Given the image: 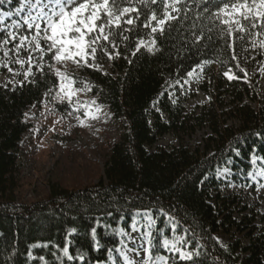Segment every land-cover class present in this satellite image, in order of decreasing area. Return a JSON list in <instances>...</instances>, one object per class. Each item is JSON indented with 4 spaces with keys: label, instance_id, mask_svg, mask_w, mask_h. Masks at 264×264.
<instances>
[{
    "label": "trees",
    "instance_id": "1",
    "mask_svg": "<svg viewBox=\"0 0 264 264\" xmlns=\"http://www.w3.org/2000/svg\"><path fill=\"white\" fill-rule=\"evenodd\" d=\"M164 2L150 6L158 16L164 12ZM216 2L181 0L178 19L167 23L163 33L143 27L141 15L132 31L124 33L127 40L116 39L114 74L84 66L72 70L71 77L88 85L95 103L125 122L108 146L96 183L72 189L56 184L41 200L17 201L16 152L33 127L27 113L59 85V79L45 70L21 86L0 85V264H120L119 232L129 231L143 212L154 218L149 240L152 260L165 256L161 241L172 228L195 251L192 260L177 264H264V231L253 225L255 216L232 217L236 197L211 194L217 188L219 168L229 167L244 178L253 156L264 159V98L257 76L247 77L239 62L252 37L237 33L243 39L229 48L233 37L222 39L220 29L225 26L214 24L204 11L206 7L215 11ZM7 6L17 7L18 0L11 4L5 0L0 11ZM201 33L203 39L197 42ZM140 40L147 44L132 55ZM205 63L201 89L209 93L213 85L211 101L199 112L187 113L181 101L173 104L163 90L167 80L181 81ZM226 72L234 78L227 79ZM202 128L209 134L201 149L182 144ZM168 133L175 134L180 144L156 147ZM232 230L245 232L248 243L233 238L223 245L217 240L218 234L230 235Z\"/></svg>",
    "mask_w": 264,
    "mask_h": 264
},
{
    "label": "rangeland",
    "instance_id": "2",
    "mask_svg": "<svg viewBox=\"0 0 264 264\" xmlns=\"http://www.w3.org/2000/svg\"><path fill=\"white\" fill-rule=\"evenodd\" d=\"M14 8L7 6L6 11ZM172 15L175 16V12ZM19 19L16 16L5 18L0 26L1 28L8 27L9 31H17L9 26L14 20ZM18 34L28 36L29 41L34 35L26 28L19 29ZM143 41L145 46L147 41ZM262 41H264V34L249 39L239 57V62L247 77L257 76L259 92L264 98V44L261 43ZM18 42L1 46L0 85L21 86L31 81L36 73L45 70L56 76V69L75 81L71 85L65 81L66 91L73 93L70 100L64 92L60 91L58 85L48 90L38 103L30 107L27 113V119L33 127L20 142L16 152L18 188L15 196L19 203L30 204L45 198L52 185L59 184L72 189L98 182L103 174L108 146L122 132L125 122L122 119L115 120L109 110L102 108L91 98L88 85L80 84L71 77L72 70L80 65L72 60L57 63L50 60L47 55L41 59L38 51H31L28 41H25L24 47L16 54L15 43ZM107 47L113 53L118 52L117 46L114 49L111 45ZM4 51L9 52L7 57L4 56ZM30 54L33 58L29 62ZM116 56L113 55L109 59L107 55L98 50L96 67L93 68L102 73L114 74L112 67ZM17 59L23 61V65L16 63ZM206 65L205 63L196 66L190 71L193 75L187 74L181 81L167 80L163 90L173 104L181 101L187 113H197L211 101L210 92H213V85L209 93H204L201 89L205 80ZM26 72L31 74L26 77ZM224 76L229 79L228 76ZM77 89L81 90L77 91ZM251 105L256 106L255 103ZM163 117L166 118L164 114ZM208 134L207 128L197 129L190 137H185L182 144L192 150L200 148ZM179 144V138L173 133H168L159 138L156 147L171 148ZM257 157L259 156H253L251 160L249 173L253 175L248 173L244 178L240 175L235 176L229 167L219 168L215 173V179L218 181L217 188H213L211 194L214 196L219 193L221 196L236 197L238 203L231 207L232 217L239 218L241 214H247L249 217L255 216L253 225L256 226L257 231L263 233L264 176L256 175V173L264 171V159ZM134 224L135 227H133ZM153 227L154 218L143 212L135 218L129 231L119 232L121 238L118 252L120 264H177L179 261L186 260L181 259V252L191 253L193 256L195 251L190 247L186 238L176 234L171 228L170 236L161 241L162 251L165 253L162 257L166 258V262L161 257L152 260L149 254V240ZM233 238L240 239L244 244L248 243L245 232L242 231L232 230L230 235L224 233L217 235V240L223 245L230 243ZM172 244H176L179 251L173 248ZM110 264L115 263L111 261Z\"/></svg>",
    "mask_w": 264,
    "mask_h": 264
},
{
    "label": "snow or ice",
    "instance_id": "3",
    "mask_svg": "<svg viewBox=\"0 0 264 264\" xmlns=\"http://www.w3.org/2000/svg\"><path fill=\"white\" fill-rule=\"evenodd\" d=\"M7 2L11 4L12 0H7ZM161 2L162 0H18V6L14 9L0 11V24L4 23L5 18L13 16L20 18L14 20L13 24L9 26L17 31H9L8 27L0 28V33H3L0 45L19 41L15 43V53L18 54L24 47L25 41H28L31 51H38L41 59L47 55L50 60L57 63L72 60L80 66L96 67L97 51L107 55L109 59L113 55L118 56V52L109 51L107 46L111 45L114 49L117 38L127 40L128 36L124 33L132 31L141 15L145 16L143 27L150 28L151 33L157 31L163 33L167 23L177 20L178 17L172 13L182 11L177 7L181 0L164 2V12L162 16H158L150 6ZM4 3L5 0H0V5ZM208 3H212V0H205V4ZM141 6L148 9V12H142ZM213 7L215 11H210L207 7L204 11L209 12V19L214 24L219 21L220 25L225 26L220 29L222 39L225 35L233 37L232 43L228 44L229 48H234L236 39H243V36H236L237 33H246L251 37L264 34V0H217ZM153 22H155L154 25ZM21 28H26L34 33L30 41L28 36L18 34V30ZM209 31L212 29L210 28ZM202 39V33L196 36L197 42ZM208 39L211 37L209 36ZM261 43L264 44V41ZM152 44H155V40L152 41ZM142 46H144V41L140 40L132 55H136ZM3 54L7 57L9 52L4 51ZM32 58L30 54L29 62ZM232 58L236 59V56L233 55ZM15 62L21 65L24 63L19 59ZM30 74V72H26L25 76ZM55 75L60 79V91L64 92L70 100L73 93L66 91L65 81L69 85L75 81L60 73L59 69H56ZM188 75L192 76L193 72H189ZM225 75L229 79L234 78L227 72ZM80 90L77 89V91ZM249 175L253 174L249 173ZM256 175L264 176V171H260ZM72 231L75 232V229ZM172 247L176 248V244H172ZM176 250L179 251L178 248ZM64 252L67 255V248L64 249ZM180 255L181 259H193L191 253L181 252ZM68 259L71 260L73 257L68 256ZM161 259H165L166 262V258L161 257Z\"/></svg>",
    "mask_w": 264,
    "mask_h": 264
},
{
    "label": "bare ground",
    "instance_id": "4",
    "mask_svg": "<svg viewBox=\"0 0 264 264\" xmlns=\"http://www.w3.org/2000/svg\"><path fill=\"white\" fill-rule=\"evenodd\" d=\"M133 227H135V224L133 225Z\"/></svg>",
    "mask_w": 264,
    "mask_h": 264
}]
</instances>
